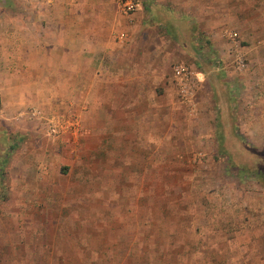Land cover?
Segmentation results:
<instances>
[{"label":"rangeland","instance_id":"1","mask_svg":"<svg viewBox=\"0 0 264 264\" xmlns=\"http://www.w3.org/2000/svg\"><path fill=\"white\" fill-rule=\"evenodd\" d=\"M43 3L0 0V264H122L135 250L144 251L139 264H264V242H248L264 220V147L234 128L264 78V0L175 3V35L191 51L177 61L197 75L192 102L172 78L171 119L153 122L149 144L124 146L88 132L87 99L70 95L77 83H50V99L25 65L9 74L8 33L33 25ZM239 77L258 88L235 87ZM138 136L146 139L137 131L126 140Z\"/></svg>","mask_w":264,"mask_h":264},{"label":"crops","instance_id":"2","mask_svg":"<svg viewBox=\"0 0 264 264\" xmlns=\"http://www.w3.org/2000/svg\"><path fill=\"white\" fill-rule=\"evenodd\" d=\"M42 1L44 7L35 13L39 20L34 19L33 25H27L26 29L14 31L12 37L8 33L11 47L5 64L9 74L16 75L17 67L25 65L26 80L39 82L50 93L54 90L50 83L56 86L64 81L77 83L70 95L80 97L82 102L87 99V106L79 108L93 119L89 133L96 135L103 129V144L109 146L149 144L153 138L147 134H152L153 122L169 121L176 109L172 69L178 63L177 58L191 51L189 48L186 52L178 43L172 14L181 10L176 8V2L190 0H150L152 10L143 8L130 14L119 12L112 0ZM4 39L0 37V42ZM245 75L248 78L250 72ZM232 83L235 87L245 84L247 90L258 88L253 80L240 77ZM255 83L260 88L247 97L246 103L250 105L244 103L246 116L237 115L234 128L242 130V138L264 147L262 75H258ZM55 95L52 93L50 99ZM238 98L236 95L233 106L240 101ZM137 131H144L146 139L138 136L141 141L126 140ZM252 225L254 233L248 242L254 249L258 246L262 249L258 243L264 242V235L259 233L264 220ZM49 248H52L49 244L41 245V251ZM251 249L248 250L254 251ZM30 252L29 256H34ZM143 254L144 251H132L125 256L130 260L122 264H139L138 257ZM182 254L184 257L186 251L176 253L174 258ZM258 255L264 257V251ZM151 264L157 263L154 260Z\"/></svg>","mask_w":264,"mask_h":264},{"label":"built area","instance_id":"3","mask_svg":"<svg viewBox=\"0 0 264 264\" xmlns=\"http://www.w3.org/2000/svg\"><path fill=\"white\" fill-rule=\"evenodd\" d=\"M112 2L114 3L119 12L123 14H130L137 10L143 9L144 0H112ZM236 36V32L229 33V37L232 40H234ZM234 62L236 63L237 67L241 68L244 65V58L240 54H237ZM172 75L178 85V94L180 95L181 99L190 102L194 96L195 88L193 87V80L197 79L196 72H194L193 69L185 63H176L173 66ZM40 114L41 112L39 110H35L32 112V115ZM40 116H42V114ZM43 120L46 122L47 125H51L53 122H55V119L51 117H43ZM49 130L52 129H47L49 133L54 132V134H57L59 132V130L57 129L53 131Z\"/></svg>","mask_w":264,"mask_h":264}]
</instances>
